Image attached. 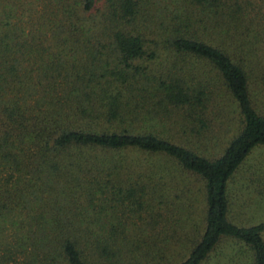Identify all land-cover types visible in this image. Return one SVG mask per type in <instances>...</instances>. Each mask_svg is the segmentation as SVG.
Listing matches in <instances>:
<instances>
[{"label": "trees", "instance_id": "16d2710c", "mask_svg": "<svg viewBox=\"0 0 264 264\" xmlns=\"http://www.w3.org/2000/svg\"><path fill=\"white\" fill-rule=\"evenodd\" d=\"M259 10L0 0V264H163V248L129 238L122 218L189 205L177 183L161 198V169L138 163L149 157L202 180L203 225L176 264H202L223 239L264 264V217L228 216L230 179L264 144ZM207 71L223 90L209 107ZM187 142L222 143L210 157Z\"/></svg>", "mask_w": 264, "mask_h": 264}, {"label": "rangeland", "instance_id": "374dc122", "mask_svg": "<svg viewBox=\"0 0 264 264\" xmlns=\"http://www.w3.org/2000/svg\"><path fill=\"white\" fill-rule=\"evenodd\" d=\"M260 6L259 12L264 16V0H252ZM208 82V107L216 99L223 101V90L211 71L205 73ZM234 123L224 137L233 131ZM224 141V140H223ZM222 143V142H221ZM220 143V144H221ZM196 151L206 156H213L219 151L220 144H194L187 142ZM152 162L161 169L159 182L164 188L162 199L172 197L174 184L189 197L187 208L168 206L160 202L153 212L137 210L127 212L122 217L128 225L127 235L131 239L144 240L163 248V264H176L186 255L203 225V186L202 180L186 173H181L170 160L165 158H141L139 165ZM141 163V164H140ZM229 194L232 205L228 216L231 220L248 224L264 217V144L254 147L234 171L229 182ZM202 264H249L246 252L229 239L220 240Z\"/></svg>", "mask_w": 264, "mask_h": 264}]
</instances>
